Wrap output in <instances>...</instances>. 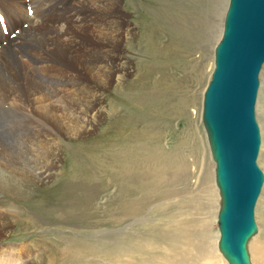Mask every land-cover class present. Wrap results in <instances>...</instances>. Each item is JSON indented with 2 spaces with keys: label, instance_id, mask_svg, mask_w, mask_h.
I'll return each instance as SVG.
<instances>
[{
  "label": "bare ground",
  "instance_id": "6f19581e",
  "mask_svg": "<svg viewBox=\"0 0 264 264\" xmlns=\"http://www.w3.org/2000/svg\"><path fill=\"white\" fill-rule=\"evenodd\" d=\"M87 1L92 3L88 4ZM28 2L33 3L34 13L48 10L52 15L66 17L65 4L69 0H43V5L39 4L40 0ZM179 2L184 13L176 19L182 24L188 7L185 1L174 0V4ZM77 4L80 5L76 9L78 17L74 20L70 16L67 22L71 27L63 28L64 32L52 31L50 36L48 28L35 27L33 13L26 18V0H0V12L7 17V23L14 24L13 18L19 28L10 37L9 34L4 35L0 27V239L10 223L23 221L27 217L21 208V202L33 207L39 205L41 210H45L55 220L59 219L58 213L64 205L65 212L72 216L76 204L80 214L76 219L83 223L84 231L89 233L106 223L100 219L99 224L93 225L88 220L90 217L83 214L84 211H90L89 207L77 204V201L81 198L85 201V198L74 188V183L79 186L91 180L92 176L94 178V175L87 173L89 161L83 158L87 155L81 156L79 152L75 156L74 152L68 153L65 156L66 164L61 168L60 139L72 138L92 129L97 121V105L105 89L115 77L118 80L130 74V61H126L120 48L123 38L136 37L138 44L145 43L148 53H151L146 55L151 59L155 60L157 54L168 55L158 53L157 38L153 34L154 22L140 15L142 20H138L139 32L134 33L132 29L126 28V11L121 7V0H86V3L79 0ZM222 26L223 23L216 42L221 35ZM74 29L78 32L89 29L90 39L79 36ZM180 29L184 31L183 27ZM121 59H125L124 64ZM263 66L264 63L259 73L255 115ZM118 107L119 105L112 103L109 113L118 112ZM185 115H189L187 110ZM127 117L122 115L121 120ZM130 120L133 123L121 124L120 134H123L124 128L127 129L124 137L120 138L121 155L126 158L120 162L119 171L115 173L122 180L117 185L118 191L124 196L119 206L122 221L140 216L141 205L154 204L160 212L158 216L162 218V223L141 234L121 236L118 239L117 254H110L109 249L91 247L92 257L99 259V264H105L106 260L110 264H228L217 246L218 229L214 221L219 194L214 180V161L203 126L201 125V131L196 125L204 169L197 184L196 180L191 179L193 174L187 167L188 163L181 149L166 150L161 161L153 157L147 165H143L139 159H132L133 147L147 150L152 145L150 142H139L138 118ZM259 130L261 136L260 125ZM261 145L262 136L260 148ZM155 146L154 149H161V146ZM59 167L61 170L55 172ZM57 174L61 182L56 186L59 185L60 189L52 196L48 205L37 204L36 201L41 199V195L37 196V193L42 190V185L53 180ZM139 185L142 191L149 188L145 203L136 196ZM263 185L264 179L254 206V218ZM133 194L134 199L131 198ZM86 195L91 198V193H85L86 200H89ZM6 201L8 205L3 203ZM256 228V232L248 239L252 243L248 248L247 242V248L252 264H264V243L259 239L252 241L259 233L257 223ZM78 251V254L83 253L82 250ZM58 252V249L52 248L46 251L51 254L49 262L54 263V256ZM27 255L33 254L24 244L20 247L0 245V264H32Z\"/></svg>",
  "mask_w": 264,
  "mask_h": 264
},
{
  "label": "rangeland",
  "instance_id": "374dc122",
  "mask_svg": "<svg viewBox=\"0 0 264 264\" xmlns=\"http://www.w3.org/2000/svg\"><path fill=\"white\" fill-rule=\"evenodd\" d=\"M72 1L69 0L65 4L66 17L52 15L48 10H41L36 13L33 10L35 18L32 21L36 20L34 22L35 27L48 28L49 32L47 33L50 36H52V31L64 32L65 29L63 28L71 27L67 23L69 17L71 16L74 20L78 17L76 9L80 8V5L77 4L79 0H74L73 4ZM83 1L86 3V0ZM183 1L187 4L188 9H186V19L181 24L176 19L184 13L180 7V2L174 4V0H121V7L126 11L124 18L126 28L132 29L134 33L139 32L140 23L138 20L141 22V16L154 22L153 34L157 38L158 53L168 55L157 54L155 60L151 59L146 55L151 53H148L145 43L143 45L138 44L136 37L123 38L120 48L121 53L126 57V61H130L128 64L130 74L120 77L123 79L118 78L117 80L115 77L111 85L105 89L97 105V121L96 124L93 123L95 126L92 129L77 136L74 135L72 138L62 137L60 139L61 168L66 164L65 156L68 153L74 152L75 156L76 152H79L81 156L87 155V157H83L84 160L89 161L87 173L91 176L94 175L91 180L79 184L81 187L74 183V188L79 191L81 197L85 198V201L81 198L77 204H81V207H89L90 211H84L83 214L85 217H90L88 220H91L93 225L99 224L100 219L105 220L106 223L98 227V230L94 229L95 232L93 230L89 233L84 231L83 223H79L76 219L80 215L79 206L76 204L72 216L65 212L66 206L64 205L58 213L59 219L55 220L52 215L41 210L39 205L33 207L21 202V208L27 217L25 216L23 221L18 222L17 220L15 223H10L6 227L5 231L2 232L0 245L20 247L24 244L33 254L27 255L32 264H99L101 261L92 257V251L89 248L109 249L111 250L110 254H117L119 253L118 239L121 236L129 233L141 234L153 230L159 223H162V218L158 216L160 212L154 204L141 205L140 216L122 221V212L119 206L122 204L124 196L117 189L118 183H122V180L120 176L116 177L115 173L119 171L120 162L126 158V156L121 155L120 138L121 136L124 137L127 129L124 128L123 134H120L121 124L133 123L130 119L138 118L139 142L144 144L150 142L152 145L147 150L133 147L132 159H139L143 165H147L153 157L161 161L164 154L167 153L166 150L181 149L182 154H185L187 167L193 174L191 179L196 180L199 184L204 169L202 168V148L199 144L196 125L202 131L203 91L213 67V49L221 30L228 0ZM39 4L43 5V0H40ZM100 4L102 3L100 2ZM84 7L87 8V6ZM28 17L31 16L27 13L26 18ZM11 19L15 23L10 25L8 22L9 31L4 35H8L15 28H18L17 21ZM100 27L102 28V26ZM181 27L184 29L183 32ZM75 32L81 37L89 38L91 36L89 29H85L84 32L77 30ZM124 60L121 59L120 61L124 64ZM260 81L256 119L261 129L262 145L261 148L259 147L257 163L264 171V66ZM119 85L120 88L118 89ZM163 91L164 93H162ZM112 103L119 105V113L117 111L114 114L109 113ZM186 110L189 113L187 116L185 115ZM122 115L128 116L127 119L121 120ZM153 146H161V149L156 150ZM208 158L211 161L209 153ZM61 168L59 167L55 172L60 171ZM60 179L57 174L53 180L42 185V190L37 193V196L41 195V199L36 201L37 204L48 205L52 196L60 189L59 185L56 186L61 182ZM138 188L139 192L136 193V196L145 203V196L149 188H144L143 191L140 189V185ZM85 193L88 195L91 193V198L86 195L89 200H86ZM131 198L134 199L135 194ZM3 203L8 205L7 201ZM255 218L259 233L252 241L259 239L261 243H264V185L256 204ZM214 225L217 227L216 220ZM251 243H249L248 248ZM51 248L61 252L55 254L54 263L49 262V255L51 254L46 253ZM78 250H82L84 256L83 253L78 254ZM104 263L110 264L108 260Z\"/></svg>",
  "mask_w": 264,
  "mask_h": 264
},
{
  "label": "water",
  "instance_id": "95a60500",
  "mask_svg": "<svg viewBox=\"0 0 264 264\" xmlns=\"http://www.w3.org/2000/svg\"><path fill=\"white\" fill-rule=\"evenodd\" d=\"M213 67L203 91L201 123L219 194L217 246L228 264H252L254 206L264 175L255 115L264 63V0H228Z\"/></svg>",
  "mask_w": 264,
  "mask_h": 264
},
{
  "label": "snow or ice",
  "instance_id": "6c2138e0",
  "mask_svg": "<svg viewBox=\"0 0 264 264\" xmlns=\"http://www.w3.org/2000/svg\"><path fill=\"white\" fill-rule=\"evenodd\" d=\"M3 22V18L2 17H0V23H2Z\"/></svg>",
  "mask_w": 264,
  "mask_h": 264
}]
</instances>
